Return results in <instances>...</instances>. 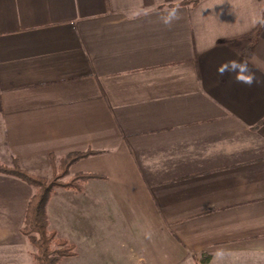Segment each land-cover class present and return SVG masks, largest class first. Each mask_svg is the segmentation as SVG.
<instances>
[{"label":"crops","instance_id":"obj_1","mask_svg":"<svg viewBox=\"0 0 264 264\" xmlns=\"http://www.w3.org/2000/svg\"><path fill=\"white\" fill-rule=\"evenodd\" d=\"M183 1L0 0V164L41 176L94 152L71 175L100 177L50 201L109 217L112 264L149 239L151 264H264V1L202 0L164 26ZM233 59L259 82L219 76ZM33 189L0 175V241ZM128 217H143L131 242Z\"/></svg>","mask_w":264,"mask_h":264},{"label":"rangeland","instance_id":"obj_2","mask_svg":"<svg viewBox=\"0 0 264 264\" xmlns=\"http://www.w3.org/2000/svg\"><path fill=\"white\" fill-rule=\"evenodd\" d=\"M72 176L73 175H71L70 170V176L60 179L58 182L61 186H58L56 189L75 191L62 187V184L69 181ZM38 177L45 179L46 181H52L54 179V170H49L46 175L42 174ZM80 184L82 185V183ZM33 190L34 196L36 194V190L35 188ZM60 197L61 196L54 194L51 201H49L50 204L47 205V216L49 221L48 229L49 232H54L57 235V238L66 240L75 248V255L62 259L60 264H112L113 261L108 258V255L118 252V249L115 248L116 243L112 241L115 240L114 238L117 234L116 230L119 231V228L116 226H111L112 228H110L109 225L105 223V219H109V217H92L88 215L74 216L71 214L65 215L61 209L70 205H66L69 200L62 201ZM111 218L113 219V217ZM116 218L120 219L121 217H114V219ZM129 219L131 222H128ZM142 219L143 217L136 221L134 218L128 217L127 222L129 231L127 232L128 234L126 233L129 238L128 242H131V240H135L134 238L138 237V233L135 235V232H132L131 230L132 228H135L136 224L141 225V222H143ZM119 234H121V232H119ZM94 237L96 239H94ZM91 242L92 244L96 243L98 254L95 253L96 249L94 250L95 255L93 252L91 253V249H93L91 248ZM110 242L112 244L111 246L108 245ZM7 244H9V246H6ZM150 244V239L145 240L143 246L144 248L140 244H138L139 247H137L135 246V242H132L128 248H125V250L122 249V251L127 252L122 254L123 259L121 262L125 260L124 264H151L148 260H151L154 256L152 254L153 246L148 249ZM0 245V264H37L35 260L36 249L29 242L27 237L19 231H16L12 238H9L8 241L1 239Z\"/></svg>","mask_w":264,"mask_h":264},{"label":"trees","instance_id":"obj_3","mask_svg":"<svg viewBox=\"0 0 264 264\" xmlns=\"http://www.w3.org/2000/svg\"><path fill=\"white\" fill-rule=\"evenodd\" d=\"M201 1L202 0H186L178 4L180 6H196ZM263 28L264 25L260 24L255 33H253L252 38L255 39ZM93 154L95 153H76L63 159L60 165H57L56 159L51 157V166L54 170V179L52 181H46L22 169L17 161H14L12 166L0 164V175L15 177L36 190V194L29 203L25 226L21 233L27 237L29 242L36 249L35 260L37 264H60L62 259L75 255L74 246L70 245L66 240L57 238L54 232H49L47 205L49 204L52 193L58 186H61L58 181L66 176H70V170L74 164ZM99 177L100 176H90L86 174L74 175L69 181L62 184V187L68 190L82 191L83 187L80 183L90 178ZM210 258L211 256L205 257L206 261H203V264H208Z\"/></svg>","mask_w":264,"mask_h":264},{"label":"clouds","instance_id":"obj_4","mask_svg":"<svg viewBox=\"0 0 264 264\" xmlns=\"http://www.w3.org/2000/svg\"><path fill=\"white\" fill-rule=\"evenodd\" d=\"M180 18V5L178 3L174 6L166 7L159 17L160 22L169 28ZM253 22L264 25V18H257ZM217 73L221 77L225 74H234L232 78L236 83L249 87L259 82L246 60L233 59L225 61L218 66ZM224 255L225 253L222 250L217 251L215 254L218 260H222Z\"/></svg>","mask_w":264,"mask_h":264}]
</instances>
